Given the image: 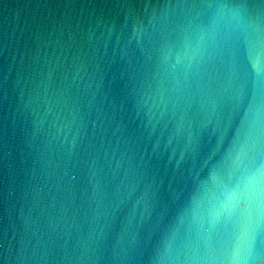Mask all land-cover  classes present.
I'll use <instances>...</instances> for the list:
<instances>
[{"label": "water", "instance_id": "water-1", "mask_svg": "<svg viewBox=\"0 0 264 264\" xmlns=\"http://www.w3.org/2000/svg\"><path fill=\"white\" fill-rule=\"evenodd\" d=\"M0 264H264V0H0Z\"/></svg>", "mask_w": 264, "mask_h": 264}]
</instances>
